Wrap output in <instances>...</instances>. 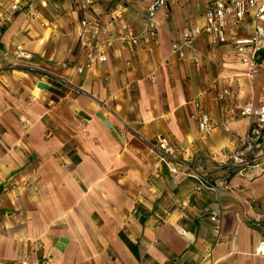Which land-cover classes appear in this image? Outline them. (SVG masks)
<instances>
[{
    "label": "crops",
    "instance_id": "obj_1",
    "mask_svg": "<svg viewBox=\"0 0 264 264\" xmlns=\"http://www.w3.org/2000/svg\"><path fill=\"white\" fill-rule=\"evenodd\" d=\"M91 1L33 3L32 14L22 6L0 21V264H264V172L217 167L247 130L238 109L257 105L264 68L248 76L230 41L204 35L192 42L196 67L189 49L183 59L170 52L176 33L203 23L205 0L158 8L155 37L141 46L119 35L128 25L145 36L146 0ZM90 10L114 17L111 43L93 49L104 61L76 73L77 28ZM249 31L248 21L237 29ZM15 46L29 58L14 59ZM227 80L230 98L212 99ZM194 101L207 111L206 134ZM156 135L176 147L179 171L151 150ZM192 163L227 188L217 198L193 190ZM217 206L214 233L206 210Z\"/></svg>",
    "mask_w": 264,
    "mask_h": 264
},
{
    "label": "built area",
    "instance_id": "obj_2",
    "mask_svg": "<svg viewBox=\"0 0 264 264\" xmlns=\"http://www.w3.org/2000/svg\"><path fill=\"white\" fill-rule=\"evenodd\" d=\"M53 0H12L8 8L0 10V21L9 18V14L18 7H26L28 15L32 14L31 5L44 7ZM147 4L143 13L144 37L134 33L130 26L125 25L119 40L126 45L145 44L150 38L155 37L159 20L155 16L158 8L186 0H146ZM206 5L201 25L192 24L176 33L170 42V52L177 58H185V49L190 50L189 61L194 67L199 63V54L192 48L193 40L204 35L210 45H218L230 41L231 56L234 61L246 66L245 73L254 76L260 68H264V0H205ZM86 6L92 4L91 0H84ZM250 24L247 34H239L237 29L245 22ZM114 24V17L108 15L101 18L92 10L85 11L79 20L77 33L82 47L83 60L75 67L76 73L89 68L94 62H102L105 55L102 51L94 54L93 49L99 43H111L110 29ZM13 58L27 60L29 53L19 46L13 49ZM105 79V77H103ZM232 82L226 83L214 93L212 99L227 101L231 96ZM197 113L193 114L197 128L201 134H206L211 128V123L206 109L199 101L193 102ZM238 116L246 120L247 130L237 138L236 147L226 156L225 162L217 167L231 169L234 173H244L249 170L264 172V87L260 90L257 105L246 100L238 109ZM151 150L158 160L163 163L168 172L175 173L178 167L174 165L177 154L176 147L164 136L156 135L150 144ZM195 165H187L186 174L194 180V189L204 188L212 192L215 198L227 188L226 178L218 183H213L205 174L198 172ZM221 209L212 207L206 210V216L213 226L214 233L218 232ZM25 264V262H20Z\"/></svg>",
    "mask_w": 264,
    "mask_h": 264
},
{
    "label": "trees",
    "instance_id": "obj_3",
    "mask_svg": "<svg viewBox=\"0 0 264 264\" xmlns=\"http://www.w3.org/2000/svg\"><path fill=\"white\" fill-rule=\"evenodd\" d=\"M124 241L127 244V246L132 249V245L128 242V240L124 239Z\"/></svg>",
    "mask_w": 264,
    "mask_h": 264
},
{
    "label": "bare ground",
    "instance_id": "obj_4",
    "mask_svg": "<svg viewBox=\"0 0 264 264\" xmlns=\"http://www.w3.org/2000/svg\"><path fill=\"white\" fill-rule=\"evenodd\" d=\"M263 253H264V251H263Z\"/></svg>",
    "mask_w": 264,
    "mask_h": 264
}]
</instances>
